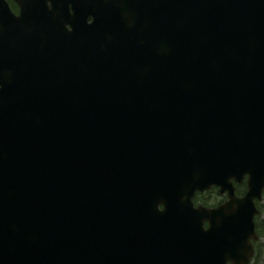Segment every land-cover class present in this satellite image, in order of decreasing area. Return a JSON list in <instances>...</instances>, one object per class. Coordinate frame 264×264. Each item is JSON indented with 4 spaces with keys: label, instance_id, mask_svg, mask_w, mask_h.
<instances>
[{
    "label": "water",
    "instance_id": "obj_1",
    "mask_svg": "<svg viewBox=\"0 0 264 264\" xmlns=\"http://www.w3.org/2000/svg\"><path fill=\"white\" fill-rule=\"evenodd\" d=\"M71 3L55 43L3 10L0 264H250L264 0Z\"/></svg>",
    "mask_w": 264,
    "mask_h": 264
},
{
    "label": "flooded vegetation",
    "instance_id": "obj_2",
    "mask_svg": "<svg viewBox=\"0 0 264 264\" xmlns=\"http://www.w3.org/2000/svg\"><path fill=\"white\" fill-rule=\"evenodd\" d=\"M71 1L74 0L66 1V4L69 3V9L67 8L66 14L63 13V15H61V11H64V9L63 7H61L62 6L61 4H58V0L57 1L56 0H0V22H6L7 25L13 26L12 24H14V22L17 19H19L20 22H23L22 26L24 28L25 27L26 28L30 27V29L34 28L33 30H35L34 32H36V36H38V39H40V42L42 44L45 43L46 40L44 38L46 37H48L52 41V43H55L56 42L55 36L59 33L60 27L66 33H70L73 30V26L70 22V19L72 17L71 13L73 12ZM76 1L79 3H84L85 5L89 3V5H87V7H89V10L86 14V21H87L86 23L90 25L91 23L94 22V17H93L94 13H92L93 9L96 8L97 6H102L106 2L111 0H76ZM113 5H114V1H113ZM7 7L13 16L14 22H10V20L6 16H5L6 20H4L3 18L4 16L3 10L6 9ZM59 7H61V9H59ZM26 11H29L28 15L24 14V12ZM119 12L121 11L119 10ZM115 13L116 15L118 14L116 11ZM248 182H249L248 176H245L240 184L236 182L234 183L235 192L237 193L238 197H243L248 193L247 191ZM262 191L263 192H262L261 200L255 201L257 208L259 210V215L256 216L255 222L257 228L260 227V229L262 230L263 233L262 237L264 238V187ZM228 201H229V193L226 192L225 194H223L221 192L220 187H213L211 189H206L203 192H197V195L194 198V202L197 207H200V205H202L209 208H218L219 206L225 205ZM263 238H260L255 242V247L257 248V250L259 248V241L262 240ZM260 261H262V259L256 262V264H260Z\"/></svg>",
    "mask_w": 264,
    "mask_h": 264
},
{
    "label": "rangeland",
    "instance_id": "obj_3",
    "mask_svg": "<svg viewBox=\"0 0 264 264\" xmlns=\"http://www.w3.org/2000/svg\"><path fill=\"white\" fill-rule=\"evenodd\" d=\"M261 242V245H262V250H263V255H262V257L260 256V257H258V259H262V261H260V264H264V238L260 241Z\"/></svg>",
    "mask_w": 264,
    "mask_h": 264
}]
</instances>
